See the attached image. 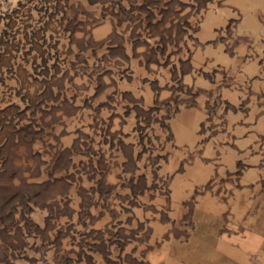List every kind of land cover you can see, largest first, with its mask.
Wrapping results in <instances>:
<instances>
[{"label": "rangeland", "instance_id": "1", "mask_svg": "<svg viewBox=\"0 0 264 264\" xmlns=\"http://www.w3.org/2000/svg\"><path fill=\"white\" fill-rule=\"evenodd\" d=\"M0 18V264H264V0Z\"/></svg>", "mask_w": 264, "mask_h": 264}, {"label": "crops", "instance_id": "2", "mask_svg": "<svg viewBox=\"0 0 264 264\" xmlns=\"http://www.w3.org/2000/svg\"><path fill=\"white\" fill-rule=\"evenodd\" d=\"M0 4H2V0H0ZM1 24H2V20L0 18V25ZM2 29L0 32H2ZM33 31L34 30L32 27V23H30V26L27 27L26 30L22 29L21 30L22 33L20 35L23 36L24 39L26 40L28 39L29 43L22 44L20 46H14V50H12V53L14 54L12 58L14 60V63H13L14 72L16 73V75H18V77H20L21 74L23 75L28 72L29 78H30L29 80H34L33 78L37 77V74L32 72V68L36 69L37 67V46L36 44L32 43V40L35 39ZM25 56L28 58L27 62H26ZM22 59L25 60L23 64L21 63ZM33 61H34V66L32 64Z\"/></svg>", "mask_w": 264, "mask_h": 264}]
</instances>
